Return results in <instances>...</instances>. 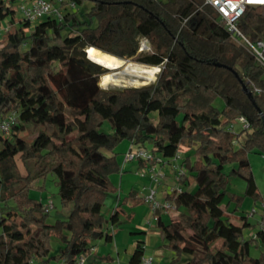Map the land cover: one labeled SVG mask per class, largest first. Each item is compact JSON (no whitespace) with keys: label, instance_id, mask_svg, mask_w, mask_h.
I'll list each match as a JSON object with an SVG mask.
<instances>
[{"label":"trees","instance_id":"16d2710c","mask_svg":"<svg viewBox=\"0 0 264 264\" xmlns=\"http://www.w3.org/2000/svg\"><path fill=\"white\" fill-rule=\"evenodd\" d=\"M17 1L0 0V26L7 16L16 21ZM85 1L60 0V15L34 22L21 17L0 39V118L14 116L0 132V264L35 258L76 264L82 253L85 262L95 260L93 241L111 242L107 225L132 215L122 205L143 200L130 189L107 216L102 211L107 194L116 191L111 176L121 172L123 142L167 161L181 153L180 190L168 196L177 214L155 223L172 251L166 264H264V229L244 238L251 226L246 216H239L241 224L230 221L240 196L226 198L228 177L240 176L244 194L261 199L264 221V193L248 158L249 151L264 150V67L231 39L204 0H89L79 11ZM237 26L251 40L264 39V4L247 5ZM141 38L148 50H138ZM88 46L159 66L156 77L138 86L101 87L106 68L86 56ZM239 115L248 126L236 132L226 124ZM27 122L30 138L21 134ZM227 163L236 165L224 172ZM45 174L53 175L62 205L72 203L65 219L48 222L46 203L30 193V183ZM52 237L59 246L51 254ZM252 244L262 245L256 256ZM144 253L137 238L129 263L140 264Z\"/></svg>","mask_w":264,"mask_h":264},{"label":"rangeland","instance_id":"374dc122","mask_svg":"<svg viewBox=\"0 0 264 264\" xmlns=\"http://www.w3.org/2000/svg\"><path fill=\"white\" fill-rule=\"evenodd\" d=\"M22 1H27V0H19L14 4V7H15L14 18L16 20L15 22L13 21L14 24H11L13 22L9 20L10 16L3 18L2 24L0 26V39L2 41H4L7 38L8 33L5 32L6 29L8 28L12 30L15 28V26L18 25L17 20L21 18V12L19 10V5ZM51 1H55V0H51ZM90 5H91V1L86 0L82 5H79L77 8L79 9V11H84L88 9ZM141 42H145L146 46L140 45L138 50L139 51L148 50L149 43L146 42L144 38L141 39ZM131 64L139 66L140 64H143V63L137 62L133 58H127V59L124 58L122 60V64L116 67L113 66L112 68L109 67V69H106L105 73L107 72L108 73H118L119 74L118 77L120 78L122 77L123 79H126V81L120 82V83H108L106 85H102L101 84L102 74H101L98 77L99 85L104 88L132 86V85L138 86V85L152 82L155 79L158 71L155 72L153 78L150 80H147V82H141L142 78H140V76L136 77V76L128 75V73L127 74L123 73L125 72L124 67L126 65H131ZM56 67L57 65L54 64V68ZM131 78H136L137 81L132 82L130 81ZM222 102L223 101L221 98H216L215 100V104L217 106H221ZM32 127H33V124L31 122H27L26 127L24 128V130H22L21 134L25 136L27 135L28 138L32 137L34 134H29ZM241 128L242 127L240 123L236 122L234 124V130L236 132L239 131ZM102 129H105V130L109 129L107 122H105L102 125ZM235 147H237L236 144H235ZM180 151L181 152L185 151L184 145H181ZM248 158L250 160L252 173L255 179V183L257 185V190L260 192V194H263L264 193V150H257V149L251 150L248 152ZM136 161L137 160H130V161H123V162H126L127 164H129V163L136 162ZM173 164H174V161H172L171 163H168L165 160L164 163L158 162L155 165H156L157 170L162 169L164 173H169L172 176H175L176 170L173 169ZM235 165H236L235 163H227L224 165L223 171L228 172L232 167H235ZM147 169H148V166L143 165L139 169V173L141 174V176L150 180L149 172L147 173ZM42 180L44 181L42 182L41 180H39V181H35V184L32 183V185L30 186L31 195L34 197H39L40 199L44 201V203H49V202L52 203L49 207V212H48V217H47L48 222H53L56 218L65 219L70 208L72 207V203H69L66 206L62 205L59 194H58L57 185L55 184L53 180L52 174H45ZM161 182L162 180L156 186L157 187V192H156L157 198H160L161 196L165 195V190H162L164 184L161 185L162 187H159ZM41 183L44 188V192L42 194L39 193V187H38V185L40 186ZM152 186H154V183L152 184ZM195 187H196L195 183L191 182L187 186V189L193 190ZM244 189H245L244 179H242L240 176H237V175H231L228 177L226 198L228 199L232 193L240 196V201L238 203L237 209L234 211V214L231 217L230 221L236 224H241V220L239 219V216L245 215L247 221L251 223V226L250 227L246 226L244 228L243 237L249 238L252 234H254L259 229V223L261 220V214L263 212V207H262V202L260 198L254 199L253 197L245 195ZM7 202L11 204L13 203L9 199L7 200ZM3 203L4 201L0 200V208H3ZM112 203H113L112 194L108 193L104 201L105 208L110 207ZM230 206L231 208H233L235 206V203L231 202ZM163 219L165 221H168L171 218L167 215V216H164ZM140 225H143L144 227L150 229L148 232L149 242H148V247L146 249V254L155 255V251L157 249H161L160 252L158 253H162L164 258L160 261L155 260L154 264L168 263L170 256L172 255V251L163 244L164 240L162 239L161 234L158 228L156 227V225L148 221V212H145L140 218ZM108 228L110 232L116 235V238H117L116 243L105 242L103 238H99L96 241H94V245H95L94 247L96 250L95 251L96 258L95 260L93 258L90 261L87 260L85 264H130L128 259L132 252V249L134 248L135 240L137 238H140L139 236L132 234L130 232L135 229V222L129 221L121 217V222L118 225H111L109 223ZM0 232H1V227H0ZM50 244H51L50 253L51 254L55 253L59 246L58 239H56L55 237H52ZM260 249H262L261 244H259V246L257 247L254 244H252L250 246V254L253 256H256L258 255ZM106 254L111 255V257L113 258L111 259L99 258V256H104ZM187 257H188L187 255H184L185 259H187ZM29 264H44V263L40 259L35 258V259H32V261ZM47 264H62V262L50 260Z\"/></svg>","mask_w":264,"mask_h":264},{"label":"built area","instance_id":"2783aa9c","mask_svg":"<svg viewBox=\"0 0 264 264\" xmlns=\"http://www.w3.org/2000/svg\"><path fill=\"white\" fill-rule=\"evenodd\" d=\"M60 0H27L22 1L19 5V10L21 12V17L28 19L31 22L37 21L39 18L46 14L60 15V10L57 7V3ZM205 2L211 4L218 12L219 19L222 22L223 26L230 33L231 39L242 46H244L249 52H251L256 60L264 67V39L251 40L237 26V20L243 14L247 5H258L264 4V0H204ZM72 5V4H70ZM143 39V38H141ZM147 42V39L144 38ZM140 45L146 46L145 42H141ZM140 47V46H139ZM14 122V116L8 114L7 116L0 118V132H7ZM238 122L241 124V127H247L248 122L246 118L242 115H239L230 121L227 122L226 126L229 129L234 128V124ZM181 153L177 152L175 156L171 158L170 161H167L165 158L154 153L151 149L145 147L132 148L128 147L122 154V161L130 160H144L148 166L147 173L149 172V177L151 183H154V186H149L145 192H143V201L146 202L150 210L156 214H169L172 211L177 210V205L173 198L168 197L174 192H178L180 187L177 185V178L182 174L185 169L184 167L177 164V160L180 158ZM165 160L168 163L174 161L173 169L176 170V175L174 176V183L168 185L165 189V195L160 198L156 197L157 184L165 176L162 169H156V163H164ZM52 203H46L47 209H49ZM157 218V215L155 216ZM259 228L264 229V221H260ZM255 237V233L252 234ZM86 253H82L77 258L76 264H85ZM154 258L152 255L145 254L140 264H152Z\"/></svg>","mask_w":264,"mask_h":264},{"label":"crops","instance_id":"0c3cea01","mask_svg":"<svg viewBox=\"0 0 264 264\" xmlns=\"http://www.w3.org/2000/svg\"><path fill=\"white\" fill-rule=\"evenodd\" d=\"M128 147H130V146H128L127 143L123 142L120 144V149L126 150ZM125 163L126 162H123L121 160V167H122L121 172L113 174L111 176V179L116 186V191L110 192L112 194V198H113L112 205L110 207H107V208H105V205H104L102 208V211L106 216L113 209V207L118 203V201L121 200V198L129 192L130 189H135L137 192V195L140 196L143 194V192H145L147 190V188L149 186L152 185L151 180H148L147 178L141 176V174L139 173V169L141 168V166L147 165L146 163H144L142 165L140 164L139 161L132 162L129 164H127V163L125 164ZM164 174H165V176L163 177L162 182L159 185V187H162L161 185L164 184L162 190H165L166 187L168 186V184L170 185V184L174 183V176H172L169 173H164ZM172 178H173V180H172ZM42 179H43V176L34 179L30 183L29 188L32 185V183L35 184V181L41 180L43 182L44 180H42ZM38 187H39V193L42 194L44 192V188H43L42 183L40 184V186L38 185ZM122 206L124 208H126L127 212H132L131 218L129 219V221L135 222V229L132 231H138V230L144 231V234L142 236L141 235L139 236L140 238H143V240H144V245H145V253L144 254H146V249L148 247V242H149L148 232L150 229L144 227L143 225H140V218L142 217V215L145 212H148V221L155 224L156 220H157L155 218L156 215H157V217L160 216L163 219V217L167 216V215L170 218H174L177 214V210H175V211L170 212L169 214H156L155 215L153 213V211L150 210L149 205L146 202H144L143 200H139L137 203H134L132 205L130 204V202H128L126 204H123ZM116 240H117L116 235L113 234V240L111 242L116 243ZM94 246L95 245H94V241H93L92 250L95 253L96 250H95ZM160 250L161 249H157L155 251V255L150 254L154 258L152 264H154L155 260L160 261L164 258L162 253H158V252H160ZM111 258H113V257H111Z\"/></svg>","mask_w":264,"mask_h":264},{"label":"bare ground","instance_id":"6f19581e","mask_svg":"<svg viewBox=\"0 0 264 264\" xmlns=\"http://www.w3.org/2000/svg\"><path fill=\"white\" fill-rule=\"evenodd\" d=\"M89 58L95 62L102 63L107 67L119 66L122 64V59L108 52L102 51L94 46L87 47ZM159 69L156 65L140 64L139 66L131 64L124 67L123 73H128L131 76H140L141 82H147L153 78L155 72ZM118 73H104L101 75V84L106 85L108 83H120L126 81L122 77H118ZM130 81H137L136 78H131Z\"/></svg>","mask_w":264,"mask_h":264},{"label":"water","instance_id":"95a60500","mask_svg":"<svg viewBox=\"0 0 264 264\" xmlns=\"http://www.w3.org/2000/svg\"><path fill=\"white\" fill-rule=\"evenodd\" d=\"M84 50H85V52H86V56L89 58L87 48H85ZM118 58H120V57H118ZM89 59H90V58H89ZM120 59L123 60L124 58H120ZM125 59H127V58H125ZM97 63H98V62H97ZM99 64L102 65L104 68L109 69V67L105 66L104 64H102V63H99ZM243 88H244V90H246L248 93L250 92V91L247 89V87H246L245 85H243Z\"/></svg>","mask_w":264,"mask_h":264}]
</instances>
